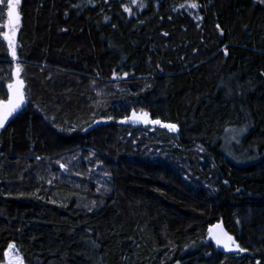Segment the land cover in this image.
<instances>
[{
  "label": "trees",
  "instance_id": "obj_1",
  "mask_svg": "<svg viewBox=\"0 0 264 264\" xmlns=\"http://www.w3.org/2000/svg\"><path fill=\"white\" fill-rule=\"evenodd\" d=\"M138 2L21 1L0 264L10 243L25 264H264V5ZM133 110L178 133L121 123ZM217 222L247 251L216 248Z\"/></svg>",
  "mask_w": 264,
  "mask_h": 264
},
{
  "label": "snow or ice",
  "instance_id": "obj_2",
  "mask_svg": "<svg viewBox=\"0 0 264 264\" xmlns=\"http://www.w3.org/2000/svg\"><path fill=\"white\" fill-rule=\"evenodd\" d=\"M4 0H0V4H3ZM105 3L108 0H104ZM91 3V0H89ZM133 5H136L139 8H143L145 5L139 3L138 0H131ZM256 5H264V0H254ZM21 5V0H7V11H6V20L3 25H0V44L6 42L7 45V54L12 58L13 61L17 59V33L21 26V14L19 12V7ZM94 6V5H93ZM79 7V5H77ZM190 7L197 8L198 4L193 2L190 4ZM123 11L131 14L132 9L126 5H122ZM107 20V17H105ZM115 27V25H113ZM219 27V26H217ZM167 35V33H165ZM22 69L19 64L16 65L15 71L10 76V82L7 83L6 91L4 92V98L0 99V129H3L8 122L10 117L18 114L22 109V106L25 104V94H24V81L21 79ZM264 75V73H261ZM124 77L128 76V73H123ZM112 78H118V73L113 71ZM0 88H3V85L0 84ZM112 119L111 117L108 118ZM129 120L135 123L142 124H152V125H161L163 128H166L170 131H177V125L174 123H162L159 119H152L150 113L141 110L138 114L135 110L132 111L131 116H125L120 122L127 123ZM238 135H242L246 131V126L240 129L234 130ZM39 159V157H37ZM59 167L62 170H67L65 164H59ZM51 183V181H49ZM227 183V181H225ZM239 191V189H238ZM95 202H93V205ZM91 211V209H89ZM207 236L210 241H213L217 247H222L224 250L233 251L237 250L239 252L247 251L244 248H241L240 245L236 242L235 238L229 234V232L224 228L222 222L215 223L210 225L207 228ZM16 251V245L10 243L8 245V251L4 253L5 257H9V252ZM8 264H24L22 257L17 256L15 259L9 258ZM259 264V261H257Z\"/></svg>",
  "mask_w": 264,
  "mask_h": 264
},
{
  "label": "rangeland",
  "instance_id": "obj_3",
  "mask_svg": "<svg viewBox=\"0 0 264 264\" xmlns=\"http://www.w3.org/2000/svg\"><path fill=\"white\" fill-rule=\"evenodd\" d=\"M22 1V0H21ZM6 3H7V0H6ZM191 3H193V2H188L187 4H185V5H183V8L184 9H186L187 11H189L197 20L199 19L200 20V18H201V16H200V13H199V11H198V7L197 8H192V7H190V4ZM21 6V5H20ZM19 12H20V7H19ZM7 11V10H6ZM21 30H22V23H21V26H20V28H19V31H18V33H17V37H16V40H17V59L15 60V61H13L12 60V58H11V62L10 63H1L0 62V84H2L3 85V88H0V99H2V98H4V96H3V94H4V92L6 91V87H7V83L8 82H10V76H11V74L15 71V68H16V65L17 64H19L20 65V63H19V57H18V51H19V48H20V45H19V43H18V35H19V33L21 32ZM20 67H21V69H22V66L20 65ZM22 73V72H21ZM21 79H22V77H21ZM23 80V79H22ZM104 89V94L106 93H108V92H105V90H109V89H107V87H104L103 88ZM24 94H25V84H24ZM25 100H26V94H25ZM25 104H26V102H25ZM25 104L22 106V109L25 107ZM21 109V110H22ZM20 110V111H21ZM10 118H12V117H10ZM10 118H9V120H10ZM8 120V121H9ZM101 122L102 121H100V122H98L97 123V125L98 124H101ZM8 251V250H7ZM17 256H19V257H22L18 252H17V249H16V251H14V252H9V257H5V260H4V262L3 263H1V264H8V259L9 258H12V259H15ZM23 259V258H22ZM24 261V260H23ZM24 264H25V262H24Z\"/></svg>",
  "mask_w": 264,
  "mask_h": 264
},
{
  "label": "water",
  "instance_id": "obj_4",
  "mask_svg": "<svg viewBox=\"0 0 264 264\" xmlns=\"http://www.w3.org/2000/svg\"><path fill=\"white\" fill-rule=\"evenodd\" d=\"M139 114V113H138ZM131 116V115H130ZM126 124H128V125H130V126H161V125H152V124H147V125H145V124H142V123H135V122H133V121H131V120H129ZM175 133H178V130L177 131H175ZM217 223H220V222H217ZM223 224V223H222ZM223 226H224V224H223ZM225 228V227H224ZM214 245H215V243H214ZM216 246V245H215ZM216 248H218L223 254H225V255H238V254H240L241 252H239V251H237V250H233V251H227V250H224L222 247H217L216 246Z\"/></svg>",
  "mask_w": 264,
  "mask_h": 264
},
{
  "label": "bare ground",
  "instance_id": "obj_5",
  "mask_svg": "<svg viewBox=\"0 0 264 264\" xmlns=\"http://www.w3.org/2000/svg\"><path fill=\"white\" fill-rule=\"evenodd\" d=\"M215 224V223H214Z\"/></svg>",
  "mask_w": 264,
  "mask_h": 264
}]
</instances>
